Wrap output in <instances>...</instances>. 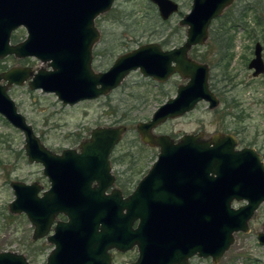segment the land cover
Returning <instances> with one entry per match:
<instances>
[{"label": "water", "instance_id": "1", "mask_svg": "<svg viewBox=\"0 0 264 264\" xmlns=\"http://www.w3.org/2000/svg\"><path fill=\"white\" fill-rule=\"evenodd\" d=\"M149 1L163 20L179 10L174 0ZM191 1L190 10L179 20L186 27L182 44L162 50L157 42L144 43L118 56L107 70L95 72L91 68V49L100 38L95 19L110 10L114 0H0V59L8 55L35 57L47 66L37 70L12 67L0 72V114L23 132L28 161L40 162L51 183L38 196L37 183L12 181L14 198L8 209L11 213H26L34 227L33 239L46 234L52 213L63 212L68 217L59 224V238L53 240L55 247L47 264H87L91 239L100 238L95 234L100 220L103 249L125 251L137 245L138 257L128 264H186L192 255L211 257L217 263L233 244L234 234L248 232L250 218L264 202V164L259 156L250 149L234 152L215 146L204 148L212 154L192 164L188 160L196 158L191 155L196 150L184 148L187 136L173 143L168 136L150 134L151 127L190 110L199 99L208 100L210 107L217 103L208 89L207 65L191 60L187 54L193 46L206 42L211 21L234 0ZM19 27L26 36L11 43V34ZM261 54L262 45L256 41L247 65L253 76L264 72ZM136 69L157 80L177 72L190 81L179 86L176 96L158 106L149 120L137 124L142 141L159 145L160 153L136 190L127 198L111 194L96 197L89 183L103 176L93 168L102 165L110 169L107 157L125 126L96 127L79 144V152L68 148L57 154L35 135L7 90L12 84L26 82L29 89L52 92L63 104H74L108 93ZM95 158L102 163H95ZM157 167H164L159 172L166 184L176 175L203 174L200 202L196 204L195 199L192 206L188 203L185 209L182 207L183 211H171V218L164 210L153 209V201L167 203L164 196L153 198L147 194L146 183L157 174ZM233 201L245 203L233 207ZM136 218L139 224L132 228ZM257 241L264 246V225L257 233ZM106 257L110 264V254ZM0 264L32 263L21 253L0 250Z\"/></svg>", "mask_w": 264, "mask_h": 264}, {"label": "rangeland", "instance_id": "2", "mask_svg": "<svg viewBox=\"0 0 264 264\" xmlns=\"http://www.w3.org/2000/svg\"><path fill=\"white\" fill-rule=\"evenodd\" d=\"M174 1L178 3L179 12L162 21L156 6L149 0H115L109 11L95 19V25L100 31V38L93 47L100 53L94 62L95 66L97 65L99 70H106L118 55L148 42L163 41L164 48L180 45L184 41L186 28L179 24V19L190 10L192 1ZM236 1L238 0H234L228 7ZM217 25H220V21L213 20L206 42L192 49H196L198 55L202 54L201 57L209 64H215L211 68V74H214L211 75L212 79L216 86L224 88V91H221L222 101L217 108L230 112L224 115L222 113L219 117L203 103L199 107L201 111H198L201 113L191 114L189 119L193 121L196 116H202L204 127L208 131L220 124L225 129L244 128L242 132L245 141H254L264 152V76H252V70L247 67L253 56L256 41L262 45L264 59L261 31L257 28L256 32H252L251 26L246 30L229 28L232 50L228 53H231V56L216 63L217 58L213 55L217 47L210 31H215ZM13 36L18 40L24 38L26 32L18 28L13 32ZM13 36L11 40L15 41ZM17 65L32 69L47 67L46 63L34 57L25 58L22 63L9 57L0 60V70ZM180 79L178 75H172L163 86H155L150 79L138 71H133L121 81L122 84L120 83L128 87L120 91L116 88V91H109L107 96L72 106L62 105L51 92L29 89L26 82L21 85L12 84L7 91L35 135L52 151L75 145L81 137L88 134L90 128L97 125L125 126L113 151L114 157H121L125 162H116L115 168L125 169L130 160L127 157L132 155L131 158L137 159L138 168L141 170L151 160L152 150L138 140L137 123L148 120L159 105L175 94V87L181 82ZM196 126V123H190L187 127ZM181 128L182 121L173 120L162 127V130L176 131ZM40 176L41 164L29 162L25 154L23 132L0 114V250L21 253L32 264H43L47 245L31 238L33 227L30 222L23 217V213H11L8 203L14 198L10 185L12 181L30 183L38 180ZM263 225L264 203H261L250 218L248 232L236 233L233 244L215 264H264V247L259 245L256 239V234L263 230ZM124 258L128 256L123 257V260ZM200 264L213 263L209 258H205Z\"/></svg>", "mask_w": 264, "mask_h": 264}, {"label": "flooded vegetation", "instance_id": "3", "mask_svg": "<svg viewBox=\"0 0 264 264\" xmlns=\"http://www.w3.org/2000/svg\"><path fill=\"white\" fill-rule=\"evenodd\" d=\"M178 12H179V10L177 12L173 13L171 16H169V18H167L165 20H163V19H161V20L166 21V20L170 19L173 15L177 14ZM19 28H21L23 30V27H19ZM208 35H209V28H208ZM13 40H15V39H13ZM21 40H23V38H20V39L15 40V41L11 40V43H16V42H19ZM157 43H159L161 45V47L163 48L162 50H171V48H173V47L164 48V46L162 44L163 41L161 43L160 42H157ZM175 47H177V46H175ZM131 50H133V49H131ZM230 50H232V49H214L213 57L217 58L216 63L219 62V60L228 59L229 55L231 54V53L230 54L228 53ZM196 51H197L196 49H190L188 51L187 56L191 60H193L197 63L207 65V67H208V78H207L208 89L213 94V96L217 99L216 105L213 107H210L208 100L203 99V98L199 99L193 105V107L190 110L185 111L181 115L171 117V118H167L164 121L159 122L155 126L151 127L150 134L153 136H161V135L168 136L170 139L173 140V143H177L180 138H182L183 136H187L188 141L183 143L185 146L184 148L196 150L195 152H191V155L194 154L196 156V158L193 157V158H190L188 160L192 164L197 163L201 158L203 160L204 156L207 157L210 154H212V152H210V151L209 152L204 151V148H211V147H215V146L222 147V148H231L234 152L240 151L243 149H247V150L250 149L249 152H251V150H253V153L256 156L257 155L259 156V161L264 164V152L255 144L254 141H252V140H251V142L245 141V138L243 136L244 133L242 132V129L244 131V128L231 130L229 128L225 129V127L220 126L221 125L220 124L219 126L214 128L213 130L208 131L204 127V121H203L202 116H196L194 119H192L193 121H190L191 120V119H189L190 115L191 114L196 115V113L198 111H201L199 109V107H201L203 103H205L207 105L208 109H212L213 112H215L217 115H219V117L221 116L222 113H223L222 115H224L225 113L230 112V110L224 111V110H220L217 108V106L222 101L221 95H222V92L224 91V88H219L218 86H216V84L214 83V79H212V76L214 74H211V68H213L215 64L213 65V64H209L208 62H206L201 57L202 54L198 55ZM262 51H263V49H262ZM127 52H129V51H127ZM127 52H125V53H127ZM99 54L100 53H98L96 51V49H91V68L95 72L105 71V70H99L97 68V65L95 66V64H94L95 60L98 58V56H100ZM122 54H124V53H121L120 55H122ZM120 55H118V56H120ZM8 57L9 58H16L17 60H19L20 63L23 62V59L28 58V57L17 58L14 55H8V56L1 58L0 60L3 61V60H5V58H8ZM262 58H263V56H262ZM263 61H264V59H263ZM247 65H248V63H247ZM12 67H23V66L17 65V66L5 67V69L0 70V72L9 70ZM33 70H37V69H33ZM133 71L139 72L138 69L131 70L126 76H128ZM172 75H178L181 78L180 79L181 82L176 85L175 94H173V96H169L166 99V101H167L168 99L176 96L178 87L186 85L190 81V78H188L184 75H181L177 72L170 74L164 80H157L151 76H144V75H142V76L150 79L152 81V84L155 86H163L165 84V82H167L169 80L170 76H172ZM260 75L264 76V72L257 75V76H254V77H258ZM252 76H253V74H252ZM121 84H120V86L118 85L117 87L113 88L111 90V92L114 91L116 88L120 91L124 87H128L125 84L124 85H121ZM106 94L100 95V96H107ZM100 96L93 98V99H97ZM93 99H84V100H80L79 102L86 101V100H93ZM79 102H77V103H79ZM60 103L64 106H66V105L72 106V105L77 104V103L63 104L61 101H60ZM153 112H152V114H153ZM198 113H201V112H198ZM173 120L182 121L183 128L178 129L179 131L178 130L175 131L172 129H169V130L163 129L162 130V127L166 126L170 122H173ZM190 123H193V124L196 123V125H197L196 128H188L187 126L190 125ZM96 127H108V126L97 125L93 128H90L88 134L84 137H81L79 139L78 143H76L75 145L67 146L65 148L60 149L59 151H53V152L60 154L64 149H68V148L69 149H75L77 152H79L80 151L79 144L82 141L89 138L92 129H94ZM136 134L138 136V140L142 144L150 147V149L152 150L151 151L152 157H151V160L149 161V163L143 169L139 170V168H138L139 164L137 163V159L131 158L132 155H129V157H127V159H130V160L127 162L125 169H122V170L116 169L115 168L116 162H118L119 164H123L125 161H123L124 159H122L121 157H120V159H118V158L113 156V153H114L113 151H114L115 147L118 145V143L115 144L113 146V148L111 149L108 157H107L110 169L108 170L106 167H103L102 165L96 166L95 168H93V170L97 171L99 174H102V176H103V179H101L100 181L95 178L89 183L90 187L93 189V192H91L92 195L94 194L93 196L98 197V196H107V195L111 194V195H120L122 198H127L136 190L137 186L139 185V182L143 179V177L146 175V173L155 164V162L157 161V158H158V154L160 153V146L159 145H152V144H149V143L142 141L141 135L138 132L137 127H136ZM93 160L95 161V163L96 162L97 163L99 162L100 164L102 163L100 158H95ZM43 169H44V166L41 164L42 176H40V178H38V180L30 182V183H33V182L37 183V185L39 187V191L37 193L38 196H42L44 194V192L47 191L51 186L50 180L44 174ZM156 169L158 170V172H156L157 174H154L150 178V180L146 183V186L148 188L147 194L149 197H153V198H155V196H164L167 198L166 199L167 203L164 202L165 204L159 205V204H157V202L153 201L152 202V204H153L152 208L153 209H155V208L162 209L171 218L173 216L171 214V211L174 212V211H178L180 209H181V211H183V209H185L184 206L188 205V203H190V206H192V203L195 201V199H196L195 203L198 204V201H199L200 197L203 196V191H204L203 190V188H204L203 174H196L195 175L192 173L191 174L184 173L181 175H176L174 178H172L170 181H168L169 183L166 184V182L164 181V177H162L164 175L163 174L161 175V173L159 172L160 170H163L164 167H159V168L157 167ZM210 174H213V173H210ZM23 183L30 184L27 182H23ZM188 198H190V202H188ZM236 203H237V205H236ZM244 203H245V201H233L232 205L234 207H238ZM182 207H183V209H182ZM23 217L27 221H29L26 213H24V212H23ZM67 220H68V217L63 212L52 213L51 220H50V223L48 225V230H47L46 234L44 236L38 238V239H33L32 235H33L34 227L31 224V222L29 221L30 225L33 227L31 238L34 241L41 242V243H44L47 245V248L45 250V254L43 256L44 258L42 260L43 264H47V257L49 255V253L55 247V242L53 240L54 239L56 240L58 237V228H59L60 222H65ZM96 224H97L98 229H97V232L95 234H100V238L94 237L93 239H91V241L93 240L92 243L90 244L91 255L89 256L87 264H107V257L106 256L108 253L110 254V264H128L130 262H134L137 259L138 254H139V249H138L136 244L134 246H132L131 248L125 250V251L117 250L115 248H112L109 250L103 249L102 230H101L102 222H101V220L99 222H97ZM138 224H139V218H136L132 222V228H136L138 226ZM51 236H52V239L50 238ZM127 256H128V258H126V259L124 258V260H123V257H127ZM207 258H209L212 262L211 257H207ZM202 259H205V258H202V257L197 256V255H192L189 258H187L186 264H200ZM213 264H215V263H213Z\"/></svg>", "mask_w": 264, "mask_h": 264}, {"label": "trees", "instance_id": "4", "mask_svg": "<svg viewBox=\"0 0 264 264\" xmlns=\"http://www.w3.org/2000/svg\"><path fill=\"white\" fill-rule=\"evenodd\" d=\"M238 1L231 7H227L225 13L214 19L220 21V25H217L215 31H210L217 49H230L232 35L229 28L246 30L251 26L252 32H256L258 29L261 31L264 40V0ZM13 38L15 39L14 36Z\"/></svg>", "mask_w": 264, "mask_h": 264}]
</instances>
